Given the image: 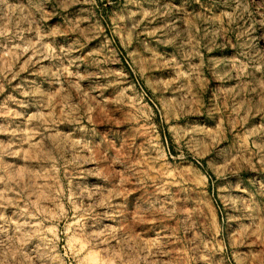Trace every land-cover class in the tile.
Masks as SVG:
<instances>
[{
    "label": "rangeland",
    "instance_id": "1",
    "mask_svg": "<svg viewBox=\"0 0 264 264\" xmlns=\"http://www.w3.org/2000/svg\"><path fill=\"white\" fill-rule=\"evenodd\" d=\"M0 264H264V0H0Z\"/></svg>",
    "mask_w": 264,
    "mask_h": 264
}]
</instances>
